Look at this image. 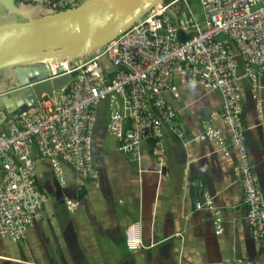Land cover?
<instances>
[{"label":"built area","instance_id":"2783aa9c","mask_svg":"<svg viewBox=\"0 0 264 264\" xmlns=\"http://www.w3.org/2000/svg\"><path fill=\"white\" fill-rule=\"evenodd\" d=\"M15 1L64 11L83 0ZM201 4L204 15L199 20L187 0H167L110 42L101 54L49 66L45 81L74 72L76 76L59 91L44 94L11 123L8 133H0V239L26 241L29 229L42 220L47 196L38 184L41 163L63 185L66 171L62 162L80 178L98 177L94 132L101 115L107 119L106 132L119 141L124 156L140 162L143 144L149 143L161 166L166 126L178 139L187 140L168 100L170 96L180 98L176 79L182 75L185 82L217 91L222 97L224 128L204 120L193 140L212 143L224 158L236 155L246 220L254 239L264 243V198L246 144L242 84L247 82L261 116L264 0H201ZM104 59L109 62L106 68ZM242 65L244 72L239 74ZM69 206L73 207L71 202ZM204 207L211 209L212 201L196 203V209ZM216 227L221 234V219ZM138 246L135 243L131 248ZM230 264L256 263L233 258Z\"/></svg>","mask_w":264,"mask_h":264},{"label":"crops","instance_id":"0c3cea01","mask_svg":"<svg viewBox=\"0 0 264 264\" xmlns=\"http://www.w3.org/2000/svg\"><path fill=\"white\" fill-rule=\"evenodd\" d=\"M43 10L42 6L37 9ZM2 11L0 21L9 15ZM8 23L12 22L0 25ZM176 83L180 98L170 96L168 100L176 112V125L184 127L187 140L181 141L166 126L163 164H157L149 143L143 144L141 161L134 162L115 155L122 154L117 139L113 138L114 146L106 147L107 119H101L94 132L93 155L102 168L95 180L97 189L89 184L92 192L81 201L78 214L70 216L67 205L75 202L73 197L79 201L83 195L75 186L78 179L67 189L53 181V202L45 205L44 220L31 227L23 241L27 254L22 253L19 260L18 252L9 253L0 239V264H126L128 256L132 258L130 264H230L233 258L264 264V243L254 239L246 220L236 155L224 158L212 143L193 140L204 120L224 128L222 97L217 91L185 82L182 75ZM242 84L246 144L264 198V111L260 116L247 82ZM48 169L44 163L38 166L45 185L50 183L44 178ZM206 198L213 202L212 209H196V203ZM87 219L92 235L113 242L115 248L119 244L121 253L103 260L96 253L98 247L86 248L82 233L89 231L83 224ZM218 219L222 221L221 234H217ZM49 220H55V225L50 222L45 237ZM33 236L41 247L36 240L30 244ZM165 239L170 241L162 244ZM135 243L139 244L136 251L131 248Z\"/></svg>","mask_w":264,"mask_h":264},{"label":"water","instance_id":"95a60500","mask_svg":"<svg viewBox=\"0 0 264 264\" xmlns=\"http://www.w3.org/2000/svg\"><path fill=\"white\" fill-rule=\"evenodd\" d=\"M165 1L83 0L72 9L55 11L42 6L41 12L37 11L41 5L0 0L10 16L22 20L0 25V133H8L22 112L76 76L74 72L45 81L51 64L101 54L110 42ZM102 65L109 66L108 60Z\"/></svg>","mask_w":264,"mask_h":264},{"label":"rangeland","instance_id":"374dc122","mask_svg":"<svg viewBox=\"0 0 264 264\" xmlns=\"http://www.w3.org/2000/svg\"><path fill=\"white\" fill-rule=\"evenodd\" d=\"M82 0L79 1V3L81 2ZM184 3V2H183ZM187 3L190 7V9L194 12V14L197 16V18L199 20H202L203 19V15H204V12H203V7H202V4H201V0H187ZM185 5V3H184ZM5 9H0V16L3 17L4 15V12L2 11ZM14 21H22L19 17H15V16H11L9 17L8 15V19L4 20L2 19L0 21V23H3V22H14ZM244 72V67L243 65L241 66L240 68V71H239V74H243ZM5 73H8L5 72ZM2 74V72L0 73ZM4 74V73H3ZM173 106V105H172ZM182 131H184V127L182 128ZM114 137H112L111 135L108 134L107 138H106V147L108 148L109 146H114L115 145V141L113 139ZM163 143H164V147H165V136H164V139H163ZM166 148V147H165ZM107 153H108V150H107ZM116 156H120V157H123L125 158L124 155L122 154H115ZM63 164V167L65 168V171H66V179H70L72 177H76L78 179H81L79 176H77L75 174V172L65 163V162H62ZM54 174V173H53ZM53 202V197L51 195H48V200H47V203H52ZM46 203V204H47ZM59 223H61L59 221V219H57ZM50 222H52L53 225H55V220H49L48 223L45 224V233H44V236L48 237L47 233L50 231ZM63 224V223H62ZM84 226L88 227L89 228V225L86 221H84ZM84 230V229H83ZM60 235V234H59ZM82 236H83V239L82 241L84 240V245L86 248H89V249H93V250H96V247L97 248V255L102 258L103 260L105 259H112V255L115 254L114 256L118 255L119 252L121 253V246L119 244H116V247L115 248L114 246V243L113 242H109L107 241L106 239L104 238H100L99 236H97L96 234L95 235H92V230L91 228H89V231L87 233V231L84 230V232L82 233ZM38 241L39 243V247H41L40 245V240L36 237H31V240H30V244H32L33 242ZM63 241H66L64 238L62 239ZM3 242V245L6 249L9 250V253L11 252H18V256H19V260L22 256V253H25L27 254V251H26V244H24L23 242L21 243H14L8 239H3L2 240ZM26 242V241H24ZM9 259V258H7ZM4 261V259H3ZM7 261V260H6ZM233 261V260H232Z\"/></svg>","mask_w":264,"mask_h":264},{"label":"flooded vegetation","instance_id":"af4514ba","mask_svg":"<svg viewBox=\"0 0 264 264\" xmlns=\"http://www.w3.org/2000/svg\"><path fill=\"white\" fill-rule=\"evenodd\" d=\"M95 164H96V166H97V168H98V170H99L98 177H100V174L102 173V168H101V166H100L96 161H95ZM98 177H97V178H98ZM42 178H43V176L39 179V182H38V184H39V188L41 189V191H43V192L46 194V196H47V200H48V195H51V193H50V191H51V183H53V181H55V180H57V179H56V176L53 174V172L50 171V170H48V171L46 172L45 176H44V178H47V181L50 182V183H48V185L42 184V181H41ZM75 178H76V177H75ZM97 178H95V179H88V178H81V179L76 178V179H74V178L72 177V178H70V179H67L66 182L64 183V185L61 184V183H59V185H61V186H65L64 189H67V188L69 187V184H70L71 182L74 183V181L78 179V183L75 184V186H76V188H77L79 191L83 192V195H81V200L77 201V198H76V197H73L74 199L72 198L73 200H75V202H71V201H70V202L72 203V205H73L72 208H70V206L67 205L66 213H67L68 215H70V216L75 215V216H76V214H78V210H80V204H82L81 201L83 202V200L87 199L88 196H86V195L88 194V192H92V191H89V187H88V185L90 184V185L93 186L92 188H96V189H97V186H96V183H95V180H96ZM98 179H99V178H98ZM98 179H97V180H98ZM97 180H96V181H97ZM57 181H58V180H57ZM58 182H59V181H58ZM51 196H52V195H51ZM61 201H62V202L65 201V198L61 199ZM43 220H44V216H43V218H42L41 221H43ZM85 221H86L89 225H91V221H90L89 219H87V220H85ZM130 261H132V258H130V257L128 256V259L125 261V263H126V264H130Z\"/></svg>","mask_w":264,"mask_h":264},{"label":"clouds","instance_id":"9594fccd","mask_svg":"<svg viewBox=\"0 0 264 264\" xmlns=\"http://www.w3.org/2000/svg\"><path fill=\"white\" fill-rule=\"evenodd\" d=\"M48 170H49V169H48ZM39 179H40V177H39ZM206 199H208V198H206ZM204 201H206V200H204ZM204 201H203V202H204ZM212 204H213V202H212ZM205 208L208 209L207 207H204V208H202V209H205ZM202 209H200V210H202ZM211 209H212V208H211ZM211 209H208V210H211ZM198 210H199V209H198ZM133 249H134V248H133ZM136 249H137V248L135 247L134 251H135Z\"/></svg>","mask_w":264,"mask_h":264},{"label":"trees","instance_id":"16d2710c","mask_svg":"<svg viewBox=\"0 0 264 264\" xmlns=\"http://www.w3.org/2000/svg\"><path fill=\"white\" fill-rule=\"evenodd\" d=\"M101 119H102L103 121H106V117H105V116H101V117H100V121H101ZM100 121H99V122H100ZM44 164H45V163H44ZM46 165H47V164H46ZM47 166H48V165H47Z\"/></svg>","mask_w":264,"mask_h":264},{"label":"bare ground","instance_id":"6f19581e","mask_svg":"<svg viewBox=\"0 0 264 264\" xmlns=\"http://www.w3.org/2000/svg\"><path fill=\"white\" fill-rule=\"evenodd\" d=\"M158 5H160V3Z\"/></svg>","mask_w":264,"mask_h":264}]
</instances>
